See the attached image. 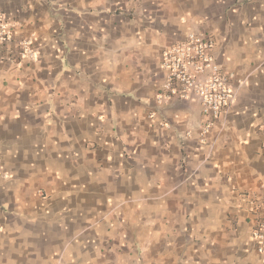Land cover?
Returning <instances> with one entry per match:
<instances>
[{
  "label": "crops",
  "instance_id": "0c3cea01",
  "mask_svg": "<svg viewBox=\"0 0 264 264\" xmlns=\"http://www.w3.org/2000/svg\"><path fill=\"white\" fill-rule=\"evenodd\" d=\"M0 264H264V0H0ZM209 33L232 78L206 134L158 99L161 52Z\"/></svg>",
  "mask_w": 264,
  "mask_h": 264
},
{
  "label": "built area",
  "instance_id": "2783aa9c",
  "mask_svg": "<svg viewBox=\"0 0 264 264\" xmlns=\"http://www.w3.org/2000/svg\"><path fill=\"white\" fill-rule=\"evenodd\" d=\"M213 37L203 31H191L181 41L173 42L161 52V67L165 78L158 99L171 101L197 100L204 119L201 132L208 133L230 107L234 86L216 63L212 50ZM0 50L7 52L6 60L21 65L24 60H34L36 54L28 39H15L8 18L0 10ZM251 209L254 225L251 238L254 249L264 254V198L253 201Z\"/></svg>",
  "mask_w": 264,
  "mask_h": 264
}]
</instances>
